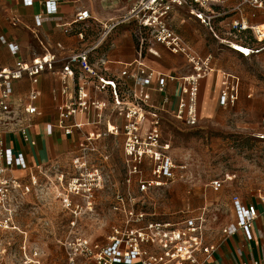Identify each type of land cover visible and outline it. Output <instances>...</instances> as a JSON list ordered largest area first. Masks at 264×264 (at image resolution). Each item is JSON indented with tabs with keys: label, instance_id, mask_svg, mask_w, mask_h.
<instances>
[{
	"label": "built area",
	"instance_id": "2783aa9c",
	"mask_svg": "<svg viewBox=\"0 0 264 264\" xmlns=\"http://www.w3.org/2000/svg\"><path fill=\"white\" fill-rule=\"evenodd\" d=\"M237 1L236 10L241 12L246 6L263 10L264 0H133L132 5L122 18L111 24L101 25L102 29L93 46L65 59H59L53 53H46L30 63H21L17 67L0 65V233L19 231L16 216L23 204L24 197L36 193L41 195L40 178L46 177L50 169L38 172L30 168L26 156L15 152L6 145V136L16 134L36 145L31 138L32 125L27 119L36 115L35 105L40 93L35 86L45 73L56 74L61 84V98L57 106V127L66 136L82 137L81 150L99 140L105 133L88 131V128L106 126V133L124 136L125 177L123 190L114 195L112 211L120 217V223L111 229L105 242H99L82 232L78 219L94 213L96 192L103 191L106 181L98 168L90 166L85 156L78 157L75 164L80 172L71 176L64 185V175L58 183L63 186L64 207L75 219L69 225L67 234L58 241L63 250L58 264H206L217 251L219 244L207 243V210L196 213H184L178 221H155L145 210L147 201H153V192L163 189L185 178L179 175L180 167L169 154L170 144L163 141L162 117L151 109L150 94L147 92L157 75L143 61V53L149 43L159 44L172 54L186 58L192 73L183 78L182 98L175 112V119L187 127H197L200 123L199 93L201 82L210 76L214 69L211 57H202L177 36L170 25V17L175 9H185L188 13L212 30L217 18L215 7ZM27 7L39 3L44 7L45 15H56L63 0H23ZM36 27L42 26L43 14L36 16ZM91 13L79 9L72 24L64 25L66 33L71 32L74 24H85L92 20ZM12 25L21 23L18 15L11 18ZM122 25L136 28L138 42V60L134 72H122L121 77L133 82L130 87L122 78H104L102 67L90 62L93 52L105 45L112 33ZM232 36L250 31L257 42H264V25L250 26L244 21L232 24ZM83 39V33H78ZM0 43L6 45L13 55L20 52L16 42L0 36ZM230 46V43H226ZM244 57L257 55L264 47H250ZM101 66L104 62L101 61ZM29 80L34 88L19 109H14V84ZM218 101L222 107L236 106L240 97V80L229 73H221ZM166 78L160 77L159 91L164 92ZM95 93L111 94V102L100 100ZM112 107H111V106ZM112 109H111V108ZM111 109L113 114L123 119L118 125L106 118ZM15 113V114H14ZM23 114V118L19 117ZM14 114V115H13ZM15 122L13 125H11ZM264 129V119L262 121ZM264 140V134L258 136ZM79 140V142H80ZM182 169V168H181ZM185 169V168H183ZM223 181L211 183L214 191L224 186ZM264 200V198H263ZM85 209L83 208V203ZM237 221L222 231L223 238H229L239 231L248 233L249 226L259 217L255 205H244L238 196L233 197ZM23 249V264H42L41 253L36 248L28 256L27 245ZM0 255L6 253V247L0 236ZM240 264H264V262H242Z\"/></svg>",
	"mask_w": 264,
	"mask_h": 264
},
{
	"label": "crops",
	"instance_id": "0c3cea01",
	"mask_svg": "<svg viewBox=\"0 0 264 264\" xmlns=\"http://www.w3.org/2000/svg\"><path fill=\"white\" fill-rule=\"evenodd\" d=\"M132 3L133 0H63L59 5L58 14L49 16L44 14V7L39 3L27 7L23 0H0V36H4L10 42H16L20 48V52L13 55L6 45L0 43V65L14 68L21 63H30L33 59L46 53H53L59 59H65L73 53L83 51L95 44L102 29L101 25L111 24L122 18ZM237 4V1H231L215 7L217 18L213 21L212 30L192 17L185 9H175L170 17V25L177 36L200 56L212 58L214 72L201 82L200 87V120L202 114L208 113L210 116L214 114L216 106L224 109L233 108L220 106L217 92L220 74L229 73L239 78L241 94L242 80L236 73L243 72V65L239 64L238 56L244 59L254 56L259 59L264 58V49L259 54L247 58L236 50L235 45L244 47L248 51L250 47H264V42H257L250 31L239 33L238 38L231 35L232 24L236 21L242 20L250 26L264 25L263 10L246 6L239 12L236 10ZM79 9L88 10L93 19L85 24L72 25L71 32L66 33L63 26L73 23ZM14 14L21 19V23L17 26L12 25L11 22ZM39 14H43V21L42 26L37 28L35 18ZM81 32L84 35L83 39L78 36V33ZM226 43H230V46ZM138 50L136 28L132 25H123L112 33L105 45L91 54L90 62L95 67H102L101 75L104 78H122V72L126 70L134 72L138 60ZM101 61L104 62V66L100 65ZM143 61L149 69L157 74L147 90L150 94L151 109L157 112L162 119L165 117L175 119L174 115L182 98L183 78L192 73L190 65L184 56L172 54L164 46L155 43H149L146 46ZM162 76L166 78L164 92L159 91V80ZM123 81L133 87L131 80L124 78ZM33 88L34 86L29 80H22L14 84V109L21 107V103L27 100ZM35 89L40 93L35 103L38 113L27 119L32 125L31 138L35 140L36 145L32 146L16 134L6 136V145L15 152L23 153L30 168L38 172L42 168L50 169L56 166L63 156L73 150L76 142L79 143L80 139L77 135L66 136L56 125L57 106L61 98V84L58 76L53 73L43 74ZM91 93L100 100L111 102L110 92L95 93L91 89ZM111 109L106 112V118L110 119L112 123L123 124L124 120L117 118ZM19 117L23 118L24 116L19 113L18 117L12 120H17ZM87 130L103 131L106 130V126L88 128ZM210 188L215 193L223 189L216 192L211 183ZM234 196H238L244 205H255L259 211V217L249 226L248 233L239 231L229 238H223L222 233L217 239L210 238V231L207 228V243L219 244V247L206 264L264 262V190H258L255 198L251 201L244 200L239 194H233L230 203L231 219L224 228L237 221L233 203ZM218 206L217 203L216 207ZM202 209H208L207 202L198 208L188 207L180 214L196 213ZM148 214L151 219L155 216L151 213ZM207 216L208 214H206Z\"/></svg>",
	"mask_w": 264,
	"mask_h": 264
},
{
	"label": "rangeland",
	"instance_id": "374dc122",
	"mask_svg": "<svg viewBox=\"0 0 264 264\" xmlns=\"http://www.w3.org/2000/svg\"><path fill=\"white\" fill-rule=\"evenodd\" d=\"M237 58L243 72L236 73L242 80L236 106L227 109L216 106L214 114H202L199 126L194 128L172 117L163 119V141L170 144L169 154L180 167L178 174L185 178L153 192V201L145 204V210L155 215L153 220L178 221L180 213L188 207L198 208L207 202V228L210 238L217 239L231 219V196L239 194L251 201L258 190H264V140L258 138L264 134V58ZM102 132L105 135L87 145L86 151L81 150L83 138L80 137V142L62 157L56 169L40 178L41 195L33 193L24 197L15 219L19 231L0 233L6 247V253L0 255V264H23L24 245L28 256L34 248L42 254V264L60 262L63 250L58 241L67 234L75 219L64 207L65 191L58 178L64 175L65 185L71 176L80 172L75 164L78 157L85 156L106 181L104 190L96 192L94 213L77 220L79 228L86 235L105 242L112 227L120 223L112 204L115 193L124 189V136ZM215 180L225 182L218 193L210 188Z\"/></svg>",
	"mask_w": 264,
	"mask_h": 264
},
{
	"label": "bare ground",
	"instance_id": "6f19581e",
	"mask_svg": "<svg viewBox=\"0 0 264 264\" xmlns=\"http://www.w3.org/2000/svg\"><path fill=\"white\" fill-rule=\"evenodd\" d=\"M232 47H234V46H232ZM235 48H236V50L240 51L243 55H244L245 53H247V54L249 53V51L246 50L244 47H241V46L235 45Z\"/></svg>",
	"mask_w": 264,
	"mask_h": 264
}]
</instances>
